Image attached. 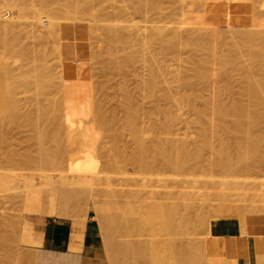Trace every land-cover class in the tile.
<instances>
[{
  "label": "rangeland",
  "instance_id": "rangeland-1",
  "mask_svg": "<svg viewBox=\"0 0 264 264\" xmlns=\"http://www.w3.org/2000/svg\"><path fill=\"white\" fill-rule=\"evenodd\" d=\"M132 1L133 0H112V3H111L109 0H104V6L109 7L108 9L110 11L109 12L110 15L108 17H105V16L104 17L106 19H108V21H112L111 23L117 22L118 24H121V25H118L116 23V25L120 26V27L130 25V27L127 26V28L128 27H129L128 29L132 28V30L134 28L136 29L139 27L141 29V31H143V34H144V32L146 33V34H144V35H146L145 39H144V35L140 32V29H139V31H138V29L133 30V31H135L137 33L140 32L138 37H140L141 34L143 35L140 37L141 40L137 39V41H139V43L141 42L140 45L143 48H144L143 42L147 38L149 40L153 39L152 41H154V40L156 41V42L154 41V43H152L154 45L156 44V46L153 47L151 44L149 46H147V49L149 52H146V54L148 53L147 55H150V56L152 55L151 58L154 59V57H155L158 61L160 59L159 65L161 64L160 67L162 69L160 71L164 72L163 78L167 79V81H165L164 84H166V88L168 85L167 91L170 88L173 91L172 93L173 94L175 93L174 94L175 96L177 95L176 97H179L180 94H182L184 92V90L181 89L179 86V81H178V79L180 77L179 75H183L185 71H186V73H190L191 75H193L194 73H192V72H194V70H193L194 65H196L199 58H201L203 55V50H201V49L199 50L198 47H196L194 44H192L194 42L195 36H197L201 33L207 35L209 33L208 31H210V33L212 31H217V30L222 31V33L224 34V37H225L224 42L217 41L213 45L214 48L217 47V48H215L216 51L219 50L217 52L218 55H220V56L223 55V51H224V54H226V53L232 51L234 47H236L234 49L238 50L237 53H240L243 51V53L238 54L240 56V58L237 55L239 61L241 59L244 61L246 58L251 60V57H252V55L250 54L251 52L244 50L243 47H242V49H239V47H237V42H236L238 40L234 39L236 33L238 35V32L241 30L242 27L240 25L243 22V20L240 19L239 17L241 15H243L244 13H238V8L235 7L236 5L238 6L240 4L239 0H229V5H230V7H232L231 8V12H233L232 14L225 12L226 9H228V8L218 6L219 4L216 3V1H214V0H159L158 2L156 0L158 5L161 4L164 9H162V6L159 5L161 7L159 11H157V10L156 11L154 10L151 12L149 11L150 13L147 11L146 12L147 14L144 11L145 14L142 12V15L140 14L141 12L140 13L138 11L134 12V9L132 7ZM142 1H144V4L146 5L149 3L150 0L149 1L148 0H142ZM12 2H14V0H10V1L9 0H0V15H4L2 18H0L1 21L10 22L9 19L13 16V14H12V11L8 12L5 8V6L7 7L9 5V3L13 4ZM108 2L110 4H108ZM263 2L264 1L261 0V4H263V6L261 5V7H263V8H261V11L257 15L254 23L245 27V29L259 30L263 33V36H264V3ZM123 4H126V5H123ZM119 5H122V7L123 6L125 7L128 5L129 7H127V9H126L127 12L125 11V8L123 10V11H125V13L122 11V9H119ZM100 6L98 4V7H100ZM178 7H179V9H178V11H176ZM116 8L119 11H121V13H123V14L119 15L120 18H119V16H117V14H115V13H118V14L120 13V12L116 11L117 10ZM161 9L163 10L164 14L163 13L161 14V12H160V11H162ZM209 9H212V11L208 12V15H207V10H209ZM173 11H175V12H173ZM96 13H98L97 9H95L93 11V14L96 15ZM112 13L114 14V16H111ZM171 14L174 17H171L172 16ZM102 16L103 15H100V18ZM122 16L124 17L123 19L121 18ZM87 18H89V17H87ZM105 18L104 19L101 18V20L105 21L106 20ZM110 18L111 19L113 18V19L111 20ZM30 21H31L30 19L29 20L22 19L21 21H18V23H20V24L22 22V24H21L22 29L19 26L18 29H20V32L17 31L18 32L17 34L22 35L21 38H23L25 40L24 41L22 39L23 42L26 43V40H27V43H29V44H27V43L26 44L24 43V44L26 46L28 45V48L30 50H31V48L36 49L37 55L42 54V53H38V50L41 47L40 51L42 52L43 46H41V45L44 42V40L42 38L40 39V37L37 35L39 34V32L41 33L45 30V25L43 26L40 24V25H37L34 27V25L29 24ZM108 21L106 20L105 23H110ZM23 22H24V24H23ZM64 23H69V22H64ZM74 23H78V25H80L81 28L83 29V31L87 34V42H85V44L88 46V48H89V45L91 44L89 49L92 50V53H90L89 58H88V60H90V63L88 61H85L83 64V62L75 61L74 65H73L74 67H73L72 65H70V64L68 65L64 61L63 62L60 61L62 59V58H60L62 53H60L61 55L58 56L59 53L57 54L56 52L52 51V52H54V54L57 55V56H55L50 51L52 54L49 52L50 54L47 57V67L49 69L47 67L45 69L41 68L40 72L42 73V75H40L41 73L39 72L40 77L39 76L34 77L35 75L32 76L35 79L39 78L40 84H36V86H35V82H36V81L34 82L35 79L33 80V78L30 77L33 74H31L30 76L27 75L24 79L25 84L23 87H25V89L23 88V90H21L24 93L19 92L18 93L19 95L17 94L18 99H19L18 100L19 106L21 104V108H22V111H20L21 116L16 117L13 124L10 122V123H8L9 125L8 124L2 125L0 122V124L3 126L2 127L0 125V127H1L0 132H2L1 129L4 128L3 132H2L3 134L0 133V136H3L2 137L3 139L0 138V264H34L35 259H36L35 248H37L38 245L30 244V243H28V241L25 242L26 238L24 240H22L24 238L23 229H24L25 225H28L30 228H33L34 230L43 231L42 228L47 223H51L53 221V219L56 217L61 219L59 222H62V219L67 218V220L70 222L69 227L71 228V230L69 231V233H70V236H69L70 248H72L74 250H81L82 245H83L84 236H85L86 221L88 219L89 207H91L92 214L95 215V219H96L95 223L97 224V225L92 226L90 228L89 232L93 233V234H98L101 245L104 248V252L101 249H98L96 251V253L106 255L108 260L110 258V261H109L110 264H126V263L127 264H134V263H136V264L137 263L138 264H140V263L141 264H206V262L208 261L207 260L208 259L207 247L209 248L208 239L211 236V233H209V232H211L213 225H215L214 222L217 221L219 217L225 216V215L237 214V215H239V217L245 218V216L249 213L264 212V209H263L264 208V159H263L264 158V144L262 146L263 149L262 148L258 149V147H257V149H258L257 151L253 150L252 148H248L247 146H244L247 148H243L244 144H242V146H241L242 149H240V144H239L240 140L239 139H241L243 135L241 136V134L238 135L236 133H231L233 135H231V134L228 135V134H224L221 132L219 133L217 126H215L214 124L213 125L216 129L214 130L215 132L213 131V133H215L214 135H216V136H214L215 138L213 137V133H211L209 130L211 127H213V125L211 124L212 120L210 119L211 116L209 118V115H210V111H209L210 110V103H209V101H210V98H212V97H210L211 95L209 97L207 96V95L211 94V89H212L209 85H208L209 87L207 85H205L204 86L205 89L203 88L204 97H197L196 98L197 100L195 101V108L193 110H192V108H188V109L183 108V109L178 110V108L176 107V104L173 103V105H175V106H173V109H175V111L176 110L179 111V112L178 111L175 112L176 118H174V119L176 121L172 120L170 122V120L167 119L168 117H166L167 115L165 116L163 113L159 114L161 112H158L157 114H155L156 111H154L155 110L154 104H156V103L149 100V99H147V101H146V99H143V102H142V98H140V101H141V102H139L140 104L139 103L134 104L133 103L135 101V99H134V101L132 103L135 106H137V107H135V109H137L140 106L141 107L143 106L145 108L144 109L142 107L143 110L138 108L139 111H141V110L143 111V115H142V113H139V112L137 113L133 107L134 105L132 103L128 104L126 102L124 90H125V85H126V88L128 90L131 89L130 90L131 92L133 90H134L133 92H136L138 84L142 81V80L140 81L138 79V77L139 76L140 77L142 76V78L148 77V73H147L148 71L146 70L147 67L145 66L146 63L145 62L142 63L143 60H141L139 58L140 55L137 57L135 54L133 56H136L141 61L140 62L139 59H137V61H136L137 65H136V62L134 63L135 65L132 64L135 67L137 66L136 68L135 67L133 68V66L132 67L130 66L131 70L128 69L126 71V73L120 72L121 74L118 73L116 69L114 70V68L105 69V67H103L104 66L103 60L104 59L107 60L108 58L106 59V56L107 57H109V56L107 54H103L102 52H100L102 46H101V44H99L98 39L96 37H93L91 34H89L88 27H87L86 23H84V22H80V23L74 22ZM92 23H94V22H92ZM134 23H135V25H133ZM39 26H41V27H39ZM155 26L156 27L157 26H164V27H167L170 29L175 28L176 30L179 29L178 31L181 30L182 34L180 33L181 34L180 38L184 34V37H183L184 40L183 39L181 40L180 38L179 39L182 41L181 43H183V44H184V42L185 43L187 42V44L189 42L190 43V44H188L189 46H187L186 44L183 45V47L186 46L187 48L184 47V48H186V49L183 48L184 50L181 48L182 52H181V50H178V49H180L179 46H178L179 48L176 47L177 49L175 50L174 53H172V57H171V54H169V56H168V54L166 55L165 53L161 52L160 37L158 35H156V37L155 36L150 37L148 32H147V30H150L151 27H155ZM23 28L25 31L23 30ZM43 28H44V30H43ZM124 28H126V27H124ZM40 29L43 31H41ZM33 30L35 32L37 31L38 34L36 33V35L33 36L32 35ZM30 35H32V36H30ZM239 36L240 35H238V37ZM60 37H62V36L60 35ZM133 37H132L133 40L132 39L131 40L134 43L131 42L130 38L128 40L129 42H131L133 48L135 47L134 49H136L138 46L141 47L138 42H137L138 44H135L136 38L134 39ZM238 37H236V38L238 39ZM142 39H144V40H142ZM48 40H50V39H47V43L49 42ZM149 40H148V42H149ZM180 40H178V42H180ZM190 40H192V42ZM51 41L52 40H50L48 45L53 48V46H52L53 43ZM152 41H150L149 43H151ZM262 41H264V39ZM129 42H126V43H128L130 46H127L126 43H125L126 46H125V44L121 45L122 43L121 44L119 43L120 46L118 45L119 49L117 51V56H118V58H120V60H124L127 57L128 53L133 49V48L132 49L130 48L132 46ZM234 42H236V43H234ZM133 44H135V46ZM124 46L127 47L129 52H125V50L127 51V49ZM180 46H182V45H180ZM123 47H124V49H123ZM188 47H190V48H188ZM263 47H264V42H263L261 48H263ZM143 48H141V49H143ZM122 49L124 50L123 53H121ZM134 49L130 53L133 52L132 54H134V53H136V51L140 50V48H138V50H136V51ZM190 49H192V50H190ZM52 50H54V48ZM93 50L95 51V53ZM177 50L180 51L179 54H178ZM239 50H242V51H239ZM152 51H153V53L157 54V57L155 54L152 53ZM196 51H197V53H196ZM260 51H261L260 55L256 58V60L257 61L261 60V63H263V65L260 63V66L262 65L261 67H263L264 66V54H262V53H264V48H263V50H260ZM9 52H6L7 55L10 56V54L12 53L11 57L12 56L13 57L10 58V57L4 55V57H6V59H3L4 57H2V55H3V53H2L0 55V61L4 60L7 63L10 62V65L12 64L14 68H16V67L18 68V65H19V63H21V61L25 62V60L22 59L21 57H20L21 60L19 58H16V59L20 60V62L17 61L16 59H14L16 53L10 52V54H8ZM98 52H99V54H98ZM124 52H125V54H124ZM119 53H121L122 55L124 54V56L125 55L126 56L123 57L121 55V57H120ZM138 53H139V51L137 52V55H138ZM241 54H242V56H241ZM16 57H19L18 54ZM58 57L60 58V60ZM101 57L104 59L102 60ZM148 57L149 56H147V58ZM258 58H259V60H258ZM15 60H16V62H15ZM262 60H263V62H262ZM258 64H259V62H258ZM212 65H211V69H213L212 70L213 72L215 71L214 75L216 77L218 76V79L220 80L222 77L218 75V72H217V71H219L218 67L215 66V64L213 65L214 67ZM260 66H259V68H261ZM81 67H83V68L81 69ZM189 67L191 69L192 68L193 69L191 70ZM67 68H70V69H67ZM78 68H80L79 69L81 71L80 74H79L80 71L78 70ZM52 69L54 71H52ZM132 69H134L135 72ZM233 69H235V71ZM256 69L257 68L255 67L254 71ZM262 69L264 70V67L260 69L261 72H260V70L257 69V72L254 73L255 77L257 76L256 79L258 77L261 78L263 76L262 74H261L262 76L259 75L260 73H264V71ZM45 70H46V72H45ZM47 70H48L49 74H48ZM70 70L73 71L74 73L71 72ZM236 70H237V67L236 68L230 67V69H228L229 74L226 77L221 79L222 84L224 86L228 87V90L226 92L229 94V96H228V94L225 93L226 94L225 97L227 96L225 99L227 101L234 100L236 102L237 101L239 102V101H243L245 98L244 102H246V97L244 96V98H243V94L241 93V91H242L241 87L242 86H240V85H243V84H241L243 82L242 81L243 72H241V71L239 72L240 69L237 71ZM50 71L55 72V74H57V77L55 74L51 73ZM116 72H117V74H116ZM128 72H130V73H128ZM122 73H123V75H122ZM50 74H51V78H50ZM73 74H75L74 75L75 77H72ZM124 74H127V76ZM78 75L82 76L81 79L75 80V79H78V77H79ZM135 75H137L138 77ZM41 76H43V77H41ZM52 76H54V78H57L59 84L56 83L57 80L54 79ZM64 76L73 78L74 80H72V81H75V83L71 84L68 88L65 87L66 85L64 87H62L64 84H62L60 81H63L62 77H64ZM43 78L45 80H50L51 84L53 83L52 81H55V83L53 84V87H56V89H55L56 92H55L54 88H51L52 85L50 84L49 81H47L49 83V85H46V86L44 85L47 83L43 80ZM142 78H140V79H142ZM192 78H193V76H192ZM262 78H264V77H262ZM193 79L194 80L196 79V81L198 80L195 76ZM126 80L128 81V83ZM39 81H37V82L39 83ZM166 82H168V83H166ZM198 82H200V81L198 80L196 82V84ZM77 83L79 85H81L84 89L83 88L80 89L81 87H79ZM55 84H57L58 86ZM199 84H200V86L202 85V83H198L197 86ZM40 85H42V86H40ZM34 86H35V90L33 89ZM38 86H40L42 91L40 90V88ZM42 87L44 89L46 88L44 93H43L44 90ZM48 87H50V89ZM206 87H208V89H206ZM27 88H28V91H26ZM57 88L60 89V91ZM62 88L66 89V91L64 92V94L65 93L67 94V95H65L66 97L64 96L63 93H61V91L65 90V89L62 90ZM30 89H32V91ZM47 89H49L50 91ZM37 90L40 93H38ZM51 90L54 91V92H52V94H51ZM171 90H169V91H171ZM239 90H240V92H239ZM34 91H36V92H34ZM30 92H32V93H30ZM46 92H50V93H47L48 95H45ZM26 93L30 96H28ZM35 93H38L37 95L39 97L36 96ZM240 93L242 95H240ZM24 94H26L25 99H24V96H25ZM40 94L42 95L41 99H44L45 103H43L44 100L42 101L40 99ZM62 94L64 97L62 96ZM33 95H34L35 100L32 97ZM47 96L50 99H52V98L54 99L55 97L57 99V97L59 96L58 97L59 100L57 99L56 101L57 102L60 101L59 102L60 104L59 105L55 104L56 105L55 107L58 108L55 110V112H57V113L52 112L55 109V108H53L54 104L52 103V102H54L55 99L54 100L53 99L52 100L47 99ZM67 96H68V99H67ZM29 97H30V99L32 97V99H31L32 101L29 99ZM37 97L39 98V101L41 100V102H42V105L40 103V107L45 106V107H43L44 109H42V110L47 112L45 116H47V117L49 116L48 115V113H50V112H48L49 109L53 113L52 116L51 115L49 116L51 120H52V117H54V114H56L55 118L60 116L59 111H58L60 109V107H61L60 112L61 111L67 112V114H65V112L61 113L62 114L61 116H63V115L69 116V115H72V113L74 114V116H79L80 115V114H78L79 111L86 110L87 108L95 114L94 115L95 119L93 118L92 121L86 127H84L82 132H81L84 136L83 147L87 151V154H88L85 156L87 158V156L90 155L88 158L90 160H92L94 158L93 159L95 162L94 166L88 167V166H83L82 164L80 165V163L78 162L79 161L78 157L73 158L71 153L69 154V152H68L69 150H68V147L66 144L67 141L65 140L66 139V127L64 125L65 124V121L63 119L64 117H62V118L59 117L60 119L56 118L58 120L53 119V122H49V125H50V126L48 125L49 129H47L48 127L46 125V124H48V122L47 123L45 122L46 127L43 125L44 121L42 122V126H40V125L37 126L38 122L42 118V117L41 118L38 117V115L36 116V117H38V121H36L37 119L35 120V118H33L36 115L35 112L37 114H38V112L39 113L41 112L40 108H39L40 111L37 109L39 107L38 99L36 101ZM61 97L65 98L64 99L65 105L63 106L64 107L63 110H62V105H61L62 104V98ZM200 98H204V99H200ZM138 99H139V96H138L137 100ZM26 100H28V102ZM49 101H51V102L49 103ZM136 101H135V103H136ZM203 101H205V102H203ZM206 102H208L209 104H206ZM31 103L33 105H31ZM36 103L38 106H36ZM124 103H125V105L126 104L130 105V107L132 105V108L128 107V109L130 108L131 111L134 110L136 112V113L135 112L134 113L136 115L138 114V118L140 116L139 114H141L143 116V117L141 116L142 121L144 119H146V120H144L145 123L144 122L141 123L142 127L144 126L145 129L147 126L149 128V125L152 122L156 121L157 123H159L161 121L160 122V124H161V123H165L166 120H167V122L169 120V122L172 125L169 123L170 128L168 129V131L166 130L165 132L163 131L165 129L162 130V128H161V130H160V128L158 126H156L158 128L157 130H156L155 126H154L155 128H153L152 127L153 123H152L150 125V128L152 127V129L149 128V130H147L148 129L147 128L146 129L147 131L144 130V127L143 128L140 127L144 130L141 133V131L138 129L139 128L138 124L140 123L139 121L135 120V123L139 122L138 124L136 123V125H135V127H137V125H138V128H136V129L133 126V124H135L134 120H133V123H132V121H130L129 123H132L131 124L132 126L130 125V127H133L135 129V130L132 129L133 131L139 130L137 132H140L139 134H142V136H143V137H141V135L140 136L138 135V137H141L146 142H149V144L159 140V138H160L159 141L161 142V140H162L161 138L164 137L163 142L168 141L167 139L172 140V142H178L179 140L182 139L183 141H185L187 143L186 146L183 144L185 149H186V147H189L190 151H191V148H193L192 150H194L193 146L196 145L197 149L195 148V151H192V152L197 151L196 153H198V154H196V155L199 156L198 160H201V163L202 162H206V163L208 162L207 165L205 163H202V165H200V164H198L199 162H197V164L200 165L201 167H203L204 164L207 166L206 168L204 166L203 169L200 167V172H202L205 169L203 171V173H200L198 171L199 169H198V165L195 164L196 162L193 164V161H194L193 158H194V156L196 157V155H194L193 158L190 157L191 155H189V158L186 160V165H188L187 168H190L191 166L193 168V169L191 168V170H188L187 168H185L186 167V165H185L182 170L187 169L186 170L187 172H185V170L184 171L180 170L183 173L180 172L179 170H177L178 172H175L177 169V167H176V168H174L175 170H172V171H174V173H173L171 171L173 166H172V168H170V166L167 163H165V165H163L164 162L162 161V159L160 162V158L159 157L157 158V156H156L155 157L156 160L154 158L155 161H158L160 163L163 162L162 163L163 166L159 167V164H158V168H157V165H155L156 164L155 161H152L153 159L151 160L149 155H148L149 156V160H148L147 152L145 153L143 151L146 149H147V151L151 150V151H153L152 153L155 152L154 154L158 155L156 150H154V149L156 147L157 151H159V147H157V146L159 145L158 143H160V142L159 141H158V143L155 142V143H157V146H153L154 143L152 145H149L147 143V144H145V148L143 147V140H141V144H139L140 141H139V143L135 142V138H134L135 132H133L132 130L130 131L131 128L128 127V125H126V124H129L128 123L129 120L127 121L126 120L127 118L125 117L126 115H124L125 110L127 109V108H125ZM51 104L53 105L52 108H50V106H52ZM203 104H205L204 105L205 107L203 106ZM29 105H31V106H29ZM207 105L209 106V108H207ZM46 106H47V109L49 108L48 110H46ZM28 108H30V110H31V108L35 109V110L27 111V110H29ZM36 109H37V111H36ZM200 109L202 111L206 110L205 113L203 112L204 113L203 116H202V113L200 114V112H201ZM144 110H145V112H144ZM10 111H4V112L2 111L0 115L1 116L5 115V114L7 115L10 113ZM33 111H35V112L33 113ZM146 112H148L147 115H146ZM207 112H208V114L206 116L207 119H205L206 117H204V116L206 115ZM32 113L34 115H32ZM126 113H127V110H126ZM194 113H195V115H194ZM57 114H59V115L57 116ZM127 114H128L127 115L128 117H129V115H131V116L133 115L132 113H129V112ZM22 115H23V117H22ZM136 115H134V116L137 117ZM29 116L32 117L33 119L30 118ZM131 116H130V118H131ZM144 116H145V118H144ZM148 116H150L152 118H149ZM19 117H21V119ZM100 117H102V118H100ZM165 117H166V119H165ZM202 117L204 120L202 119ZM18 118H19V121H18ZM48 118H47V121L50 120ZM132 118H133V116H132ZM138 118H134V119L138 120ZM196 118H197V120L195 121ZM199 118H201V120ZM62 119H63V121H62ZM102 119H104V120L108 119L107 120L108 123H110L109 120H111L113 122H111L112 124H105ZM151 119L152 120L154 119L155 121L154 120L152 121ZM158 119H160V121ZM33 120H34V122L36 121L35 122L36 124L34 123L36 125V128L33 125V122H32ZM60 120L62 121V123H61L62 126L59 125ZM261 120H262V122H260L259 124L262 127L259 125V128L261 127V129H263V130H260L263 135L259 133V128H258L256 133L259 134L260 136H263L261 138H263V141H264V116ZM24 121L28 122L29 125L32 122L30 126L33 128V130H34V128L36 130H38V133L39 132L44 133L43 129L45 128L44 130H46V131L49 130L50 134L54 132L56 134V136L60 135L61 138L63 135L65 137V139H64L65 141L63 140L64 137L61 139L58 136V139L60 141L63 140V144L65 146V149L68 151H66L64 149L63 144L60 143V141L57 139V137L53 138V136H55L54 133H53V136H52V134L50 135L53 139L50 136H48L49 134L47 136L50 138L45 139L47 137L45 135V138H44V136H42V139L44 141L46 140L48 142L53 141V142H51V144L53 143L52 144L53 147L56 146V148H53V147L51 148V144H49L48 142H43V144L48 143L49 144V145L47 144L48 147L50 146V148L53 149L54 151L56 149H58L59 151L64 150V151H62V153L66 152V155L63 154L64 155L63 160H65V162L62 161L61 164L57 163V164H54V166H52V165L51 166H49V165L48 166H40V165H35L32 163H25L24 158H23L25 154L31 153V155H33V156L34 155H36L37 157L39 156L38 154H40V153L38 150H40V148H38V146L40 145V142H41L40 136L44 135L45 133L44 134H38L36 131L31 132L32 128H30L28 124H23ZM98 121L101 122L100 124H102V122L104 123V124H102L103 125L102 127L98 123ZM123 121L124 122L126 121L127 123L124 124ZM259 121H260V119H259ZM19 122H21V123H19ZM146 122L149 125H147ZM156 122L154 123L155 125H156ZM247 122H250V121H247ZM55 123H57V124L55 125ZM202 123L205 126L202 125ZM207 123L208 124L210 123V124L208 125ZM39 124H41V123H39ZM51 124H52V126H51ZM5 125H6V128L4 127ZM57 125H59V126L57 127ZM206 126H208V127L206 128ZM37 127H38V129H37ZM40 127L43 129L40 130L41 129ZM50 127H52V128H50ZM203 127L206 128L205 131H207V132L209 131V132L208 133L205 132ZM214 127H213V129H214ZM111 128H113V131ZM51 129L53 130V132L51 131ZM103 129L104 130L106 129L108 131H103ZM57 130L59 131V133L57 132ZM150 130H152V131H150ZM61 131H65V133H62ZM202 131H204L203 134H206V136H203V134L201 133ZM211 131H212V129H211ZM35 133H37V135H39V136H36ZM117 133H119V134L117 135ZM132 134L134 135V137ZM259 135H257V137L254 135L256 137V140H257V138H258V140L260 139ZM31 136H36L37 138L40 139V142H38L39 140H37V138L34 140L35 137H33V139H32ZM221 136H223V139L221 138ZM229 136L231 137V140H229L230 138L226 139V137H229ZM252 136L253 135H251V137ZM254 136L252 137L253 139L255 138ZM155 137H158L157 140L155 139ZM206 137H209L208 140L210 139L212 141V143L210 140L207 141ZM212 137L216 140V144L213 145V147L211 146L213 144V140H214ZM233 137L236 139L238 138L239 141H237L236 139H235L236 140L235 141L233 139ZM141 138H139L138 140H140ZM165 138H167V139L165 140ZM243 138H245V136H243ZM138 140H136V141H138ZM175 140H178V141H175ZM182 140H181V144L183 142ZM215 140H214V143H215ZM232 140L235 141L234 142L235 144L238 143L237 144L238 147H236V145H233L234 143H232L233 142ZM227 141H230V147H228L229 143ZM207 142L211 145L209 146V144H207ZM219 142H222V143H219ZM224 142H226V143H224ZM55 143H58V145H59V143H60V145L62 144L63 149L61 147L58 148L57 144L54 145ZM189 143L192 147L188 146ZM193 143H194V145H193ZM204 143L207 144L208 147H206L207 145H205ZM43 144H42V146L40 145L42 148H43ZM217 144H219L220 148H223V146H224V148H223L224 151H222L218 147ZM221 144H223V145H221ZM224 144L226 145V147ZM44 145L47 146L46 144H44ZM261 145H262V143H261ZM261 145L259 144V147ZM146 146H147V148H146ZM151 146H152V148H151ZM204 146L206 148H204ZM76 147L78 149L82 148L81 144H77ZM153 147H154V149H153ZM42 148H41V150H43ZM60 148L62 150H60ZM139 148H140L141 152L137 150ZM142 148H144V150ZM189 148H187L188 150H186V152H188V153L190 152ZM211 148L217 149L215 151H218V149H219L220 152L218 151V154H219L218 157H217V153L213 152V150ZM227 148L229 150H225ZM51 149H49V151H51ZM120 149L122 150V151H120V152H122V156L119 155L120 153H118V151ZM233 149L236 152H237L236 149H238V152L237 153L233 152ZM244 149H246V150H244ZM247 149H249L251 151L249 152V150L247 151ZM41 150H40V152H41ZM207 150H210L211 154H209L208 153L209 151H207ZM243 150L246 151L245 153L248 154V157H246L247 154L245 155V153H244L243 157L245 159H243V157L242 158L240 157L239 159H237L239 156H242ZM151 151H148V154ZM204 151L206 152V155H205L206 159L203 158V156H204L203 154L205 153ZM252 152H254V153H252ZM262 152H263V154H262ZM123 153H124V155H123ZM137 153H140V154L145 153L146 156H145V154H142V155L138 154L137 155ZM191 153H189V154H191ZM213 153H215L214 154L215 156L213 155ZM227 153H228V157H227ZM239 153H241V155ZM41 154H42V152H41ZM134 154H136L137 156L140 155L139 158L142 156L141 157L142 159L144 157H145V159L147 158L145 164H146V166L148 165L147 166L148 168L151 167V169L149 170L150 172H148V169H147V173H146V167L144 165L143 166L145 168L142 167V165L139 168L138 166H140V165H138V164L137 165H135V164L131 165L128 161H126V159H128L129 157H133ZM154 154L151 156L154 157L155 156ZM225 154H226V156H225ZM5 155H6V158H5ZM136 155H134V156H136ZM230 155H232V157ZM223 156H224V158H223ZM7 157H9V158H7ZM208 157L210 158V161H208V159H207ZM216 157L218 159H221V160L216 159ZM79 158H80V156H79ZM119 158L122 159L123 162L118 164V163H116V160ZM190 158L192 160H190ZM230 158H232V160H234V161H239L238 162L239 166L234 167V168H230V169H225V170H223V168L218 166V163L220 161H225V160L229 161ZM249 158H251V159H249ZM253 158L255 159V162H252L254 160ZM20 159H22V160L20 161ZM75 159H78V161H75ZM157 159H159V160H157ZM195 159L197 160V158H195ZM188 160H190L192 162V165L188 164V163L191 164V162H189ZM215 160H217V161H215ZM209 162L211 163V166H209L210 165ZM166 164L169 166V168H167ZM241 164L243 165V169H241L242 168ZM245 165H246V167H245ZM212 166L215 167L213 169L215 171L211 170V171H213L212 173H214V174L209 173L210 169H211L210 167H212ZM247 166H248V168H247ZM161 167H163L164 169ZM207 168H209L208 172H207L209 174V176L206 175L207 174L206 173ZM216 168H218V170H216ZM236 168H237L238 172H236L237 171ZM57 169H59V170H57ZM140 169H142L143 171ZM248 169H250V170H248ZM169 170H170V172H169ZM239 170L241 172H239ZM192 171H194V172H192ZM197 172H199V174ZM244 172H245V174H244ZM151 173H152V175H151ZM175 173H177V174L174 175ZM181 173H182V175L184 174L183 175L184 178L181 175ZM178 174L181 175L182 177L177 176ZM185 174L186 175L189 174L188 176H190L192 174L193 175V176H191L192 179L195 177H198V178L200 177V179L196 178L193 180L192 185L194 187L191 186L193 188L189 187L190 185H187V183H188L187 179L188 178L191 179V177H188ZM232 174H234V175H232ZM155 175H157V176H155ZM212 175H213V177H212ZM224 175H226L227 177H225ZM142 176H144V177L146 176L148 179H146V177L144 178ZM173 176H175V177L172 178ZM185 176L187 177V179ZM229 176H231L232 179H234V180L236 179L237 181L233 180L234 181L233 184L229 185L227 188V186H225V184H222V182L224 180H231V178ZM176 177L179 179V180L177 179L178 181H180L181 179H183V180L186 179L185 180L186 182L183 184V185H185V184L186 185L183 187L182 183L180 184L177 180L176 181H173V180L167 181L168 179H171V178L176 179ZM102 178H104V179H102ZM142 178L146 179L147 181H145ZM190 179H188V180H190ZM197 179L202 180V181H197ZM143 180L145 181V184H147L146 185L147 187L144 184H142ZM149 180H150V182H149ZM136 181H137V183L139 182L140 184L139 183L137 184ZM195 181H196V183H195ZM214 181H216L217 184ZM181 182H182V180H181ZM194 183H195V185H194ZM220 183H221V185H220ZM251 184H253V185H251ZM260 184H261V186H260ZM255 186H257V187H255ZM186 187L190 188V189L188 190ZM196 188H197V191H195ZM185 189L188 190L187 195L185 196V197H187L186 199L184 198V196H182L180 194V192H181L184 195ZM231 189H233V190H231ZM262 190H263V193L261 192ZM131 191H134V192H131ZM78 193H80V194H78ZM177 193H179V194H177ZM37 194H41V195L43 194L42 195L44 197V198L42 197L43 201H37L35 199L38 196ZM48 194L50 195L49 199H48ZM176 194L178 196H176ZM188 196H190V197L188 198ZM45 198H47V200ZM190 198H192L191 200H193V201H191L192 203L190 202ZM141 200H142V202H141ZM137 201H138V203H137ZM159 201L160 202L162 201L161 203H164V204L168 202V203H171V205L168 203L166 205L162 204V205H164V207L162 208V206L160 207V206L156 205ZM160 202H159V205H161ZM177 202H179V203H177ZM189 202H190V206H191V204L192 205L194 204L193 207L191 206V208H189V204H188ZM186 203L188 204L187 207H186ZM150 204H152V205H150ZM184 204H185V206H184ZM224 204H226V206ZM167 205L170 206L169 209L165 208ZM174 205L175 206L178 205L179 207L177 206L178 207L177 208ZM148 206H149V208H147V209L153 208L150 212H152L153 210L157 211V209H160V208H162V209L165 208L168 210L167 211L168 213H165L166 210L164 209V211H165L164 214L166 215V217L164 214H163V216L160 215V213H159L160 211L159 212L157 211L158 215H157L156 211L152 212L153 215L147 214L144 211H145V208ZM156 206H158V208ZM226 207H228V208H226ZM130 209L133 210L134 212L129 211ZM139 209H140L141 213L139 212ZM143 209H144V211H143ZM172 209L175 210L174 211L175 213H173ZM181 210H183V211H181ZM146 211H148V210H146ZM176 211L178 212L177 216H176ZM169 212H172V213H169ZM148 213H149V211H148ZM205 215L207 218L205 217ZM130 216L131 217L134 216V217L131 218ZM135 216L138 217L137 219H139L140 221L137 219H133V218H135ZM174 216H176V217H174ZM179 217H180V219H179ZM131 220L133 222V225H132ZM133 220H135V222ZM203 220H205V221H203ZM125 221H127V223ZM128 221H130V222H128ZM138 223H142L140 225L145 227V229H143V227L141 228V226L138 225ZM177 223H179V224H177ZM16 224L17 225L19 224L18 227ZM128 225H131V226H128ZM178 225H181V226L179 227ZM75 227L80 228V230H82V232L75 231L76 230ZM141 229L144 230L146 233L144 231L142 232ZM22 235H23V237H22ZM147 237H148V240L150 239L149 241L146 239ZM172 238H173V240H172ZM187 239H188V241H187ZM194 241L196 244L194 243ZM202 241H205V243L207 245L204 242H203V244L200 243ZM175 242L178 243L179 245L175 244ZM173 243L175 244V247L173 246ZM190 243H192L193 246ZM135 244H137V246L139 245V247H137ZM150 244H151V246H150ZM121 247H124V248H121ZM191 247H192V249H191ZM129 250H130V253H133V255H135V256H133L131 254L129 257V255H127V253H126V251L128 252ZM133 250H134V252H137V254H134ZM124 251H125V256L122 255V253ZM116 252L119 254L117 255ZM138 254H140V255H138ZM177 254H178V256H177ZM203 255H204V257H203ZM135 258H137L136 261H134ZM139 259H141V261ZM132 260L134 262H132ZM182 260H184L183 263H182Z\"/></svg>",
  "mask_w": 264,
  "mask_h": 264
},
{
  "label": "bare ground",
  "instance_id": "bare-ground-1",
  "mask_svg": "<svg viewBox=\"0 0 264 264\" xmlns=\"http://www.w3.org/2000/svg\"><path fill=\"white\" fill-rule=\"evenodd\" d=\"M10 1V0H9ZM111 3H112V0H109ZM149 1V0H148ZM159 0H157V2H158ZM214 1H216V3H218L219 5L218 6H221V7H226V8H228V9H226V11L225 12H227V13H233V12H231V8L232 7H230V5H229V0H214ZM240 1V4L237 6H235L236 8H238V13H244L243 15H241L239 18L240 19H242L243 20V22L241 23V27L243 28H241V30L238 32V35H240L239 37H238V35H237V33H236V35H235V37H234V39H236V40H238V41H236L237 42V47H239V49H242V47H243V49L244 50H247V51H250L249 53L252 55V57H251V60H249V59H245L244 61L241 59L240 61H239V59H238V54H240V53H243V51L242 50H239V51H242V52H240V53H237V51L238 50H236V49H234V48H236V47H234L233 48V50L232 51H230V52H228V53H226V54H224V51H223V55H218V51H216V49L215 48H217V47H213V45H214V43H216L217 41H219V42H224V34L222 33V31H220V30H217V31H212L211 33H210V31H208L209 33L207 34V35H205V34H203V33H201V34H199V35H197V36H195V38H194V42L192 43V44H194L196 47H198L199 48V50L201 49V50H203V55H202V57L201 58H199V60H198V62L196 63V65H194V72H192V73H194L193 75H191L190 73H186V71L184 72V74L183 75H179L180 77H179V79H178V81H179V86H180V88L181 89H183L184 90V92L182 93V94H180V96L179 97H176L172 92V90L169 88V90H171V91H167V88H168V85H167V88H166V84H164V82L165 81H167V79H165V78H163L164 76H163V74H164V72H162V71H160V70H162L161 69V67H160V65H159V62H160V59H159V61L154 57V59L153 58H151V56L150 55H147L146 54V52H149L148 51V49H147V46H149L150 44L154 47V46H156V44L154 45V44H152V43H154V41H152V40H149L148 38V40H149V42L150 41H152L151 43H149L148 42V40L146 39L142 44L144 45V48L140 45V43H139V41H137V39H140L141 40V36H143L144 34H146L145 32H144V34H143V31H141V29L138 27V28H136V29H138V31H139V29H140V32L143 34H141L140 35V37H138V35H139V33H137V32H135V31H133V30H136L135 28L132 30V28H130V29H128L129 27H130V25H127V26H129L128 28H127V26H124V27H126V28H124L123 26H117L116 25V23L114 22V23H111L112 21H108V19H106L105 17H108L110 14H109V7H107V6H104V0H14V2H12L13 4H10L9 3V5L6 7L5 6V8H6V10L9 12V11H12V14H13V16L9 19V21L10 22H4V21H1L0 20V55L3 53V55H2V57H4V55H6V56H8V57H10V58H12L11 57V54H10V52H15L16 53V55H15V58L14 59H16V58H19L20 60H21V58L22 59H24L25 60V62H23V61H21V63H19V65H18V68L16 67V68H14L13 67V65L11 64L10 65V62H5L4 60H2V61H0V114H1V112L3 111H10V113L9 114H5V115H3V116H1L0 115V122H1V124L2 125H4V124H8V123H12L13 124V122H14V120H15V118L16 117H18V116H21V113H20V111H22V108H21V104H20V106H19V99H18V96H17V94L20 92H22L21 90H23V88L25 89V87H23L24 86V79H25V77L27 76V75H31V74H33V75H31L30 77H32V76H34V77H37V76H39V72H40V69L41 68H46L47 67V57H48V55L52 52V51H54V52H56L57 54H58V56H60L61 54L60 53H62V41H63V38L62 37H60V35L62 36V34H61V26H62V24L64 23V22H69V23H74V22H84V23H86L87 24V27H88V32H89V34H91L93 37H96L97 39H98V42H99V44H101V46H102V48H101V50H100V52H102L103 54H107L109 57H107L106 56V59L107 60H105L104 58H102V60H103V63H104V66L103 67H105V69H109V68H114V70L116 69L117 70V72L118 73H120V72H123V73H126V71L129 69V70H131L130 69V66L132 67L133 65L132 64H134L136 61H137V59H141V60H143L142 61V63L143 62H145L146 63V67H147V73H148V77H143L142 78V76L140 77L138 74V76L140 77V78H142V79H140L137 75H135V76H137L138 77V79L141 81L139 84H138V86H137V89H136V92H131L130 90H128L127 88H126V85H125V100H126V102L129 104H131L133 101H134V99H135V101L137 100V98H138V96H139V99L136 101V103H135V101L133 102L134 104H137V103H139V102H141L140 101V98H142V102H143V99H146V101H147V99H149V100H151V101H153V102H155L156 104H154V111H156L155 112V114H157L158 112H161V113H159V114H164L166 117H168L167 119H169L170 120V122L172 121V120H175L174 118H176V111H178L179 109H183V108H192V110L195 108V101L197 100L196 98L197 97H204V95H203V88H204V86L205 85H209L212 89H211V94H209V95H207L208 97L210 96V97H212V98H210V101H209V103H210V115H209V118H210V116H211V120H212V122H211V124L213 125H215V126H217V128H218V131H219V133L221 132V133H224V134H231V133H236V134H241V136L243 135V136H245V138H243V136H242V138L241 139H239L238 140V138L236 139V138H234L233 137V139L235 140H237V141H239V144H240V149H242L241 148V146H242V144H244L243 145V148H252L253 150H255V151H257L259 148H262L263 149V144H264V141H263V138H261V137H263V136H260L259 134H257L256 132H257V130H258V128H259V123L260 122H262V118H263V116H264V78H262V77H264V73H260L259 75L260 76H262L261 78L260 77H258L257 79H256V77H255V72H257V69L258 70H260L261 68H263V67H261L262 65H263V63H261V60L260 61H257L256 60V58L260 55V50H263V48H261V46H262V44H263V42L264 41H262L264 38V36H263V33L261 32V31H259V30H250V29H245V27H247V26H249V25H251V24H253L254 23V21H255V19H256V17H257V15L260 13V11H261V8H263V7H261V5L263 6V4H261V0H239ZM262 1H264V0H262ZM106 2V1H105ZM115 2V1H114ZM143 2V3H142ZM156 2V0H150L149 1V3L148 4H144V1H142V0H133L132 1V7H133V9H134V12L135 11H138L141 15H142V12L144 13V11H145V13L148 11H159L160 10V6H162L161 4H159L158 5V3ZM264 3V2H263ZM5 4V3H4ZM98 4H99V6L100 7H98ZM107 4V3H106ZM105 4V5H106ZM108 4H110L109 2H108ZM127 4V3H126ZM126 4H123V5H126ZM113 5V4H112ZM115 5V4H114ZM116 6V5H115ZM118 6V5H117ZM121 6V7H120ZM2 7V6H1ZM127 7H129L128 5L127 6H123L122 7V5H119V9H122V11L124 10V8H125V11H126V9H127ZM107 8V9H106ZM113 8V7H112ZM95 9H97L98 10V13H96V15L95 14H93V11L95 10ZM117 9V8H116ZM162 9H164L163 8V6H162ZM161 9V10H162ZM178 9H179V7L177 8V10L176 11H178ZM108 10V11H107ZM237 10V9H236ZM263 10V9H262ZM117 12H120L119 14L118 13H115V14H117V16H119L120 14H123V13H121V11H119L118 9L116 10ZM125 11H123L124 13H125ZM210 11H212V9H209V10H207V15H208V12H210ZM2 12V11H1ZM4 12V11H3ZM127 12V11H126ZM149 12V13H150ZM161 12V14L163 13L164 14V12H163V10L162 11H160ZM173 12H175V11H173ZM6 13V12H5ZM137 13V12H136ZM144 13V14H145ZM155 13V12H154ZM2 14V13H1ZM4 14V13H3ZM11 14V13H10ZM143 14V15H144ZM147 14V13H146ZM100 15H103L101 18L102 19H106L108 22H110V23H105L106 22V20L105 21H102L101 20V18H100ZM172 15V14H171ZM4 15H0V18H2ZM105 16V17H104ZM111 16H114V14L112 13V15ZM116 16V17H117ZM145 16V15H144ZM169 16V15H168ZM8 17V16H7ZM87 17H89V18H87ZM171 17H174L173 15L171 16ZM119 18H120V16H119ZM122 19L124 18L123 16L121 17ZM7 19V18H6ZM22 19H24V20H31L30 22H29V24L30 25H34V27L35 26H37V25H45V30H44V28H43V30H41V31H43V32H39V34L37 33V31L35 32L34 30L32 31V35L33 36H35L36 35V33L38 34L37 36H39L40 37V39L42 38L43 40H44V42L42 43V45L41 46H43V48H42V52L40 51L41 50V47L39 48V50H38V53H42V54H36L37 53V51H36V49H32L31 47V50L28 48V45L26 46L25 44L27 43V40H26V43L25 42H23L22 41V39L23 38H21V36L22 35H19V34H17L18 32H20V29H18V27L20 26V28H21V24H22V22H21V24L20 23H18V21H21ZM111 19V18H110ZM113 19V18H112ZM111 19V20H112ZM116 19V18H115ZM114 19V20H115ZM4 20V19H3ZM113 20V21H114ZM117 20V19H116ZM115 20V21H116ZM25 22V21H24ZM24 22H23V24H24ZM92 22H94V23H92ZM115 24V25H114ZM118 24V23H117ZM27 25V24H26ZM118 25H121V24H118ZM133 25H135V23L133 24ZM27 27V26H26ZM39 27H41V26H39ZM74 27V26H73ZM137 27V26H136ZM239 28V27H238ZM22 29V28H21ZM30 29V28H29ZM77 29V28H76ZM23 30H24V28H23ZM28 30V29H27ZM179 30V29H178ZM178 30H176L175 28H173V29H170V28H167V27H164V26H155V27H151L150 28V30H147V32H148V34H149V36L150 37H153V36H155L156 37V35H158L159 37H160V42H161V52H163V53H165L166 55L168 54V56H169V54H171V57H172V53H174L175 52V50L177 49V48H179L180 47V49H178V50H181V48L183 49L184 47H186V46H184L183 47V45H187V46H189L188 44H190L189 42H188V44H187V42L185 43L184 42V44L183 43H181L182 41V39L184 40V34H183V36L180 38V35L182 34L181 33V30L180 31H178ZM216 30V29H215ZM239 30V29H238ZM18 31V32H17ZM25 31V30H24ZM39 31V30H38ZM23 32V31H22ZM181 33V34H180ZM21 34V33H20ZM31 34V33H30ZM75 34V33H74ZM26 35V34H25ZM28 35V34H27ZM32 35H30V36H32ZM90 36V35H89ZM134 36V37H133ZM136 36V37H135ZM24 37V36H23ZM132 37L135 39V44H138L139 43V45L141 46V47H137L136 49H134L133 48V46H132V44H131V42L132 43H134L132 40ZM145 37H146V35H144V39H145ZM149 37V38H150ZM236 37H238V39L236 38ZM25 38V37H24ZM129 38H130V40H131V42H129L128 40H129ZM181 40H180V39ZM47 39H50V40H52L51 42L53 43V48H54V50H52L53 48L52 47H50L49 45H48V43L50 42V40H48L49 42L47 43ZM144 39H142V40H144ZM24 40V39H23ZM74 40V39H73ZM91 40V39H90ZM178 40H180V42H178ZM193 40V39H192ZM192 40H190L191 42H192ZM25 41V40H24ZM235 41V40H234ZM77 42V41H76ZM126 42H129L130 44H131V46L132 47H130L131 49L133 48L135 51L136 50H138V48H140V50H138L139 51V53H138V55H137V52L138 51H136V53H134V54H132V53H130L131 51H133V49L129 52L128 51V49H127V47H125L126 46V44H127V46H130L128 43H126ZM138 42V43H137ZM156 42V41H155ZM236 42H234V43H236ZM23 43V44H22ZM25 43V44H24ZM121 45H123V44H125V48L127 49V51L125 50V52H129L128 53V55H127V57L124 59V60H120V58H118V56H117V51H118V49H119V47H118V45L120 46V44ZM180 43V44H179ZM233 43V44H234ZM27 44H29V43H27ZM135 44H133L134 46H135ZM179 44V45H178ZM219 44V43H218ZM24 45V46H23ZM80 45V44H79ZM91 45V44H90ZM90 45H89V48H90ZM180 45H182V46H180ZM179 46V47H178ZM194 46V47H195ZM216 46V45H215ZM77 47V46H76ZM81 47V46H80ZM124 47H123V49H124ZM177 47V48H176ZM192 47V46H191ZM193 47V48H194ZM241 47V48H240ZM141 48H143V49H141ZM187 48V47H186ZM186 48H184V49H186ZM188 48H190V47H188ZM51 49V50H50ZM93 49V48H92ZM122 49V51H121V53H123V50ZM183 49V50H184ZM197 49V48H196ZM195 49V50H196ZM229 49V50H230ZM142 50V51H141ZM177 50V51H178ZM190 50H192V49H190ZM194 50V51H195ZM10 51V52H9ZM51 51V52H50ZM76 51V50H75ZM91 51V52H90ZM94 51V50H93ZM142 53H141V52ZM198 51V50H197ZM197 51H196V53H197ZM6 52H9L8 54H10V56L9 55H7V53ZM50 52V53H49ZM54 52H52L53 54H54ZM77 52V51H76ZM125 52H124V54H125ZM179 52L180 51H178V54H179ZM181 52H182V50H181ZM199 52V51H198ZM6 53V54H5ZM51 53V54H52ZM82 53V52H81ZM90 53H92V50H90L89 49V55H90ZM94 53H95V51H94ZM121 53H119L120 55V57H121ZM152 53H153V51H152ZM195 53V52H194ZM221 53V52H220ZM17 54H18V56L19 57H16L17 56ZM98 54H99V52H98ZM124 54L122 55L123 57H125L124 56ZM136 54V56L138 57L139 55V58H137L136 56H133V55H135ZM153 54H155V53H153ZM162 54V53H161ZM160 54V55H161ZM262 54H264V53H262ZM55 56H57L56 54H54ZM93 55V54H92ZM156 55V57H157V54H155ZM154 55V56H155ZM238 55V56H237ZM147 56H149L148 58H147ZM241 56H242V54H241ZM1 57V58H2ZM21 57V58H20ZM81 57V56H80ZM160 57V56H159ZM261 57V56H260ZM59 58V57H58ZM60 58H62V55L60 56ZM60 58H59V60H60ZM97 58V57H96ZM99 58V57H98ZM239 58H240V56H239ZM3 59H6V57H4ZM63 59V58H62ZM60 60V61H62L63 62V60ZM87 59V58H86ZM91 59V58H90ZM100 59V58H99ZM122 59V58H121ZM140 59H139V61H140ZM262 59V58H261ZM13 60V59H12ZM17 61H19L20 62V60H18V59H16ZM16 60H15V62H16ZM258 60H259V58H258ZM14 61V60H13ZM89 63H90V60H87ZM138 61V62H139ZM192 61V60H191ZM14 62V63H15ZM98 62V61H97ZM141 62V61H140ZM258 62H259V64H258ZM262 62H263V60H262ZM95 63V62H94ZM102 63V64H103ZM260 63L262 64L261 66H260ZM83 64H84V62H83ZM101 64V63H100ZM139 64V63H138ZM214 65L215 64V66H217L218 67V70L219 71H217L218 72V75L219 76H221L222 78H224V77H226L228 74H229V71H228V69H230V67H233V68H236L237 67V70H239V72L241 71V72H243V75H242V83L241 84H243V85H240V86H242L241 87V93L243 94V98H244V96L246 97V102H244L245 101V98H244V100L243 101H234V100H232V101H227L225 98L227 97H225V95L226 94H228L226 91L228 90V87H226V86H224L223 84H222V81H221V79L219 80L218 79V76L216 77L215 75H214V72L212 71L213 69H211V65ZM82 65V64H81ZM135 65V64H134ZM136 65H137V62H136ZM212 65V66H213ZM261 67V68H259V66ZM49 66V65H48ZM76 66V65H75ZM79 66V65H78ZM77 66V67H78ZM91 66V65H90ZM140 66V65H139ZM74 67V66H73ZM76 67V68H77ZM135 66H133V68H134ZM137 67V66H136ZM135 67V68H136ZM214 67V66H213ZM216 67V68H217ZM255 67L257 68L255 71H254V69H255ZM48 68V67H47ZM83 67H81V69H82ZM139 68V67H138ZM190 68V67H189ZM239 68V69H238ZM49 69V68H48ZM67 69H70V68H67ZM73 69V68H72ZM80 68H78V70H79ZM191 69V68H190ZM191 69V70H192ZM215 69V68H214ZM43 70V69H42ZM51 70V69H50ZM77 70V71H78ZM113 70V71H114ZM132 70H134V69H132ZM164 70V69H163ZM232 70V69H231ZM234 71H235V69H233ZM236 70V71H237ZM263 70V69H262ZM52 71H54L53 69H52ZM71 71V70H70ZM76 71V72H77ZM80 71V70H79ZM184 71V70H183ZM190 71V70H189ZM233 71V72H234ZM264 71V70H263ZM262 71V72H263ZM43 72V71H42ZM45 72H46V70H45ZM47 72H48V70H47ZM51 72V71H50ZM67 72V71H66ZM71 72H73V71H71ZM70 72V73H71ZM117 72H116V74H117ZM132 72V71H131ZM134 72H135V70H134ZM213 72V73H212ZM259 72V71H258ZM260 72H261V70H260ZM41 73V72H40ZM51 73H53V74H55V72H51ZM69 73V74H70ZM74 73V72H73ZM81 73V71L79 72V74ZM123 73H122V75H123ZM128 73H130V72H128ZM139 73V72H138ZM231 73V72H230ZM48 74H49V72H48ZM47 74V75H48ZM63 74V73H62ZM66 74V73H65ZM115 74V75H116ZM121 74V73H120ZM132 74V73H131ZM134 74V73H133ZM141 74V73H140ZM182 74V73H181ZM217 74V73H216ZM262 74V75H261ZM40 75H42V73L40 74ZM45 75V74H44ZM56 75V77H57V74H55ZM75 74H73V76L72 77H75L74 76ZM124 75H126L127 76V74H124ZM145 75V74H144ZM79 76V75H78ZM77 76V77H78ZM118 76V75H117ZM192 76H193V78H194V76L200 81V82H198V83H202V85L200 86V84L197 86V84H196V82L198 81H196V79L194 80L193 78H192ZM40 77V76H39ZM41 77H43V76H41ZM45 77V76H44ZM49 77V76H48ZM47 77V78H48ZM53 78H54V76H52ZM81 75L78 77V79H75V80H79V79H81ZM33 78V77H32ZM50 78H51V74H50ZM63 78V81H60L62 84H64L62 87H64L65 85V87L66 88H68L71 84H74L75 83V81H72V80H74L73 78H71V77H62ZM124 78V77H123ZM28 79V78H27ZM35 78H33V80H34ZM54 79H56L57 80V78H54ZM53 79V80H54ZM244 79V80H243ZM30 80V79H29ZM43 80L47 83V84H44L45 86L46 85H49V83L47 82V81H49L50 82V80H45L44 78H43ZM52 80V79H51ZM176 80V79H175ZM36 81V82H35ZM37 81H39V78H36L35 80H34V82H35V86H36V84H40V81H39V83L37 82ZM43 81V82H44ZM127 81V80H126ZM177 81V82H178ZM53 83L51 84V82H50V84L52 85V87L51 88H54V90L56 89V87H53V84L55 83V81H52ZM27 83V82H26ZM57 84H59L58 83V80H57V82H56ZM127 83H128V81H127ZM166 83H168V82H166ZM57 84H55V85H57ZM78 84V83H77ZM136 84V83H135ZM28 86V85H27ZM35 86H34V90H35ZM40 86H42V85H40ZM40 86H38L39 88H40ZM44 86V87H45ZM58 86V85H57ZM78 86L79 87H81L80 89H82L83 87L81 86V85H79L78 84ZM208 86V87H209ZM30 87V86H29ZM28 87V88H29ZM32 87V86H31ZM208 87H206V89H208ZM28 88L26 89V91H28ZM43 88V87H42ZM49 89H50V87H48ZM122 88V87H121ZM129 88V87H128ZM231 88V87H230ZM46 89V88H45ZM45 89L43 88V93L45 92ZM49 89H47V90H49ZM58 89V88H57ZM63 89H65V88H62V90ZM84 89V88H83ZM135 89V88H134ZM205 89V88H204ZM31 91H32V89H30ZM39 90V89H38ZM38 90H37V92H38ZM40 90L42 91V89L40 88ZM39 90V91H40ZM59 91H60V89H58ZM68 90V89H67ZM50 91V90H49ZM66 91V89L64 90V91H61V93H63L64 94V92ZM34 92H36V91H34ZM52 92H54V91H52L51 90V94H52ZM55 92H56V90H55ZM69 92V91H68ZM172 94H171V93ZM182 92V91H181ZM229 92V91H228ZM233 92V91H232ZM235 92V91H234ZM239 92H240V90H239ZM22 93H24V92H22ZM29 93V92H28ZM30 93H32V92H30ZM38 93H40V92H38ZM38 93H35L36 94V96H38L37 94ZM47 93H50V92H46V94L45 95H48ZM226 93V94H225ZM240 93V95H242ZM27 94V93H26ZM26 94H24L25 96H24V99H25V97H26ZM54 94V93H53ZM63 94H62V96H63ZM235 94V93H234ZM19 95V94H18ZM28 95V94H27ZM32 95V94H31ZM44 95V94H43ZM65 95H67L66 93L64 94V96ZM28 96H30V95H28ZM35 96V97H36ZM60 96V95H59ZM58 96V97H59ZM63 96V97H64ZM228 96H229V94H228ZM238 96V95H237ZM33 97V99L35 100V98H34V95L32 96ZM32 97H31V99H32ZM39 97V96H38ZM36 98V101H37V99H38V101H39V98ZM41 97H42V95L40 94V99H41ZM52 97V96H51ZM58 97H57V99H58ZM66 97V96H65ZM84 97V96H83ZM86 97V96H85ZM207 97V98H208ZM234 97V96H233ZM21 98V97H20ZM45 98V97H44ZM62 98V97H61ZM206 98V99H207ZM238 98V97H237ZM29 99H30V97H29ZM30 99V100H31ZM47 99H50L48 96H47ZM53 99V98H52ZM52 99H50V100H52ZM55 99V100H54ZM53 100H54V102H52L53 104H54V107H53V105L52 106H50V108H55L52 112H55V110L56 109H58V108H56L55 106V104H60L59 102L60 101H56L57 99H56V97L54 98ZM64 99L65 98H62V110L64 109V105H65V103H64ZM67 99H68V96H67ZM200 99H204V98H200ZM42 101L44 100V99H41ZM41 100L38 102V105H39V107L37 108L39 111H40V109H41V112L39 113L38 112V114L35 112V111H33V113L35 112V116L33 117V118H35V120L36 121H38V117H42L41 119H40V121L38 122V124H37V126L38 125H40V126H42V122L44 121V126H45V122L47 123L48 122V124H46L47 125V129H49V122H53V119H56V118H58V119H60L59 117H64L63 119H64V121H65V127H66V139H65V137L62 135V138H63V140L65 139L66 141H67V147H68V150H66L65 149V146H64V144H63V140L62 141H60L59 139H58V136L60 137V135H58V136H56V134L53 132V130L51 129V131L54 133V135L55 136H53V133H51L52 134V136H53V138H55V137H57V139L60 141V143H62L63 144V147H64V149L66 150V151H68L69 152V154L71 153V155H72V157L73 158H77L78 157V159H79V161H78V159H75V161H78L79 163H80V165L82 164L83 166H88V167H92V166H94V164H95V162H94V158L92 159V160H90V159H88L89 158V156H87V158H86V156L85 155H88L87 154V151L84 149V147H83V142H84V136H83V134L81 133L82 132V130H83V128L84 127H86L91 121H92V119L94 118L95 119V117H94V113L91 111V110H89L88 108L86 109V110H83V111H79V113L78 114H80L79 116H74V114L72 113V115H63V116H61L62 114L61 113H63V112H65V111H61L60 112V109H61V107H60V109L58 110L59 111V114H60V116H58L59 114H57V116L58 117H56L55 118V115L56 114H54V117H52V120L50 119V115L52 116V112H51V110L49 109H47V106H46V110H48V112H50V113H48V117L47 116H45L46 115V111H44V110H42V109H44L43 107H45V106H41L40 107V103H41V105H42V102H41ZM59 100V99H58ZM240 100V99H239ZM27 102H28V100H26ZM32 101V100H31ZM30 101V102H31ZM56 101V102H55ZM66 101V100H65ZM88 101V100H87ZM51 101H49V103H50ZM203 102H205V101H203ZM43 103H45V100L43 101ZM121 103V102H120ZM132 103V104H133ZM173 103L174 104H176V107L178 108V110H176L175 111V109H173V106H175V105H173ZM208 102H206V104H209ZM30 104V103H29ZM128 104H126L125 105V103H124V105H125V108H127L126 110H127V113L129 112V113H134L135 111L138 113H142V115H143V109H142V107L140 106V107H138L139 109H142L141 111H139L138 110V108L137 109H135V107H137V106H135L134 104V109H135V111L134 110H130V108H132V105H131V107H130V105H128ZM140 104V103H139ZM138 104V105H139ZM142 104V103H141ZM144 104V103H143ZM31 105H33L32 103H31ZM31 105H29V106H31ZM37 105V103H36V106H38ZM44 105V104H43ZM57 105V106H58ZM205 104H203V106H204ZM35 107V106H34ZM128 107H130L129 109H128ZM205 107V106H204ZM40 108V109H39ZM144 108V107H143ZM207 108H209V106L207 105ZM29 110H27V111H31V110H35V109H32L31 108V110H30V108H28ZM37 109H36V111H37ZM145 109V108H144ZM198 109V108H197ZM126 110H125V113H124V115H126L125 117L127 118H125L127 121H128V123L130 122V121H132V123H133V120H134V123H135V120L136 121H139V122H136L138 125H139V128H138V125H137V127H135V125H136V123L135 124H133V126L135 127V129L136 128H138L140 131H141V133H142V131H147V130H149V128H150V125L152 124V127L153 128H155L156 126H158L159 128H160V130H161V128H162V130L163 129H165V130H163L164 132L167 130L168 131V129L170 128V122H169V120H168V122H167V120L165 121V123H161L160 124V119H158L160 122L159 123H157L154 119V121L156 122V125L154 124L155 122H152L150 125L147 123V125H149V128H148V126L146 127V129H145V127H144V130L142 129L143 127H142V125H141V123H143L144 122V120H146V119H144L143 121H142V118H141V114H139L140 116H139V118H138V114L136 115L135 113L132 115L133 116V118H132V116L131 115H129V117L127 116L128 114L126 113ZM129 110V111H128ZM138 110V111H137ZM201 110V109H200ZM149 111V110H148ZM206 111V110H205ZM205 111H202L201 110V112H200V114L202 113V116H203V114L205 113ZM208 111V110H207ZM81 112V113H80ZM144 112H145V110H144ZM179 112V111H178ZM196 112V111H195ZM204 112V113H203ZM23 113V112H22ZM27 113V112H26ZM31 113V112H30ZM32 113V115H34ZM55 113H57V112H55ZM147 113L148 112H146V115H147ZM152 113V112H151ZM199 113V112H198ZM3 114V113H2ZM65 114H67V112H65ZM70 114V113H69ZM207 114H208V112L206 113V115L204 116V117H206L207 116ZM26 115V114H25ZM38 115V117H36ZM77 115V114H76ZM134 115H136L137 117H135ZM145 115V114H144ZM150 115V114H149ZM194 115H195V113H194ZM199 115V114H198ZM45 116V117H44ZM130 116H131V118H130ZM152 116V115H151ZM22 117H23V115H22ZM30 117V116H29ZM143 117V116H142ZM149 118H152V117H150V116H148ZM166 117H165V119H166ZM197 117V116H196ZM20 119H21V117H19ZM19 118H18V121H19ZM26 118V117H25ZM30 118H32V117H30ZM32 118V119H33ZM47 118L48 119H50V120H48L47 121ZM100 118H102V117H100ZM129 118V119H128ZM134 118H138V120L137 119H134ZM141 118V119H140ZM144 118H145V116H144ZM178 118V117H177ZM58 119H56V120H58ZM63 119H62V121H63ZM124 119V120H125ZM140 119V120H139ZM164 119V118H163ZM200 120H201V118H199ZM202 119H203V117H202ZM205 119H207V117L205 118ZM259 119H260V121H259ZM24 120V119H23ZM30 120V119H29ZM103 120V122L105 123V124H112L111 122H113V121H111V120H109L110 121V123H108V119L107 120H104V119H102ZM152 120V119H151ZM152 120V121H153ZM157 120V119H156ZM197 120V118L195 119V121ZM204 120V119H203ZM209 120V119H208ZM17 121V120H16ZM35 121V122H36ZM62 121L60 120V122H59V125L60 126H62L61 125V123H62ZM101 121V120H100ZM142 121V122H141ZM176 121V120H175ZM247 121H250V122H247ZM33 122V125H34V127L36 128V123L34 122V120L32 121ZM31 122V123H32ZM55 122V121H54ZM102 122V124H104ZM124 122V121H123ZM19 123H21V122H19ZM31 123H30V125H31ZM35 123V124H34ZM39 123H41V124H39ZM64 123V122H63ZM98 123L100 124L101 122H99L98 121ZM125 123H127L126 121L124 122V124ZM132 123H129V124H126V125H128V127H130V125L132 124ZM145 123V122H144ZM170 123V124H169ZM0 124V125H1ZM23 124H28L29 125V123L28 122H26V121H24V123ZM53 124V123H52ZM52 124H51V126H52ZM57 123H55V125H56ZM102 124H100L101 125V127L103 126ZM114 124V123H113ZM208 124V123H207ZM210 124V123H209ZM208 124V125H209ZM1 125V126H2ZM9 125V124H8ZM29 125V127L30 128H32L31 126ZM49 125V126H48ZM59 125H57V127L59 126ZM99 125V126H100ZM125 125V126H126ZM172 125V124H171ZM202 125H204L203 123H202ZM214 125H213V127H214ZM13 126V125H12ZM27 126V125H26ZM132 126V125H131ZM155 126V127H154ZM205 126V125H204ZM261 126V125H260ZM3 127V126H2ZM5 128H6V125L4 126ZM28 127V128H29ZM46 127V126H45ZM106 127V126H105ZM140 127H142V128H140ZM152 127L150 128V129H152ZM208 126H206V128H207ZM213 127H211L209 130H210V132L211 133H213V131L216 129L215 127H214V129H213ZM262 127V126H261ZM261 127L259 128V133L260 134H262L261 133V131L260 130H263V129H261ZM1 128V127H0ZM34 128V130H33V128L30 130L31 132H34V131H36L37 133H38V130H36ZM41 128V127H40ZM50 128H52V127H50ZM56 128V127H55ZM54 128V129H55ZM60 128V127H59ZM58 128V129H59ZM109 128V127H108ZM107 128V129H108ZM131 128V129H130ZM129 129H130V131L132 130V129H134L133 127H130ZM172 128V127H171ZM204 128V127H203ZM206 128H204V131H205V129ZM4 129V128H3ZM3 129H1L2 130V132H3ZM37 129H38V127H37ZM43 128H41L40 130H42ZM45 129V128H44ZM43 129V131H44V133L42 132V133H38V134H44V135H41L40 137H41V142H40V139L39 138H37L36 136H39V135H37V133H35V135L36 136H31V138L33 139V137H35L34 138V140L37 138V140H39L38 142H40V145L42 146V144H43V142H48V141H44L43 139H42V136H44V138H45V135L47 136L48 134V136H50L51 134L49 133L50 131L48 130V131H46V130H44ZM57 129V128H56ZM112 129V131H113V128H111ZM134 129V130H135ZM158 128L156 127V130H157ZM199 129V128H198ZM211 129H212V131H211ZM110 130V129H109ZM139 130H136V131H133V132H135V137H134V135H133V137L135 138V142H137V143H139V141H140V143L139 144H141V140H143V147L145 148V144H149V142H146L144 139H142L141 137H143L142 136V134H139L140 132H137V131H139ZM172 130V129H171ZM170 130V131H171ZM103 131H108V130H104L103 129ZM111 131V130H110ZM150 131H152V130H150ZM204 131H202L201 133L203 134V132ZM2 132H0V133H2ZM47 132V133H46ZM57 132L59 133V131L57 130ZM62 133H65V131H61ZM200 132V131H199ZM205 132H207V131H205ZM209 132V131H208ZM207 132V133H208ZM215 132V131H214ZM217 132V131H216ZM162 133V132H161ZM168 133V132H167ZM210 133V134H211ZM218 133V132H217ZM216 133V134H217ZM259 135L258 137L260 138L259 140H258V138H257V140H256V137H257V135ZM3 134V133H2ZM119 133H117V135H118ZM201 134V135H202ZM215 133H213V137L214 136H216V135H214ZM65 135V134H64ZM138 135L140 136L141 135V137H138ZM222 135V134H221ZM227 135V136H228ZM231 135H233V134H231ZM251 135H255L254 137V139L251 137ZM263 135V134H262ZM46 137L45 139H48V138H50V137ZM138 138H137V137ZM203 136H206V134H203ZM210 136V135H209ZM3 136H0V138L1 139H3L2 138ZM118 137V136H117ZM211 137V136H210ZM212 137V138H213ZM219 137V136H218ZM251 137V138H250ZM52 138V137H51ZM52 138V139H53ZM61 138V137H60ZM61 138V139H62ZM139 138H141L140 140H138ZM157 138L158 137H155V139L157 140ZM163 138L164 137H162L161 139V142L159 141L160 140V138H159V140H157V141H155V142H157L158 143V141L160 142V143H158L159 145L157 146V143H155V142H153V143H151V144H149V145H152L153 144V146H157V147H159V151H157V149H156V147H155V149H154V147H153V149L154 150H156V152H157V154L158 155H156V154H154V153H152L153 151H151V150H148V151H151V152H149V154H148V151H147V149L146 150H144V148H142L144 151L143 152H147V158H148V160H149V156H150V158H151V160L152 161H155L156 160V156H157V158L159 157L160 158V162H161V159H162V161L164 162V164L163 165H165V163H167L169 166H170V168H172V166H173V168L171 169V171L172 170H175L174 168H176L177 167V169H176V171L175 172H178L177 170H182L183 168H184V166L186 165V160L189 158V155H191L190 157H192L193 158V156L194 155H196V154H198V153H196V152H192V151H195V148H196V145L195 146H193L194 147V150H192L193 148H191V151H190V148L189 147H186V149H185V147H184V145L186 146V142L185 141H183L182 139V144H181V140H175V141H178V142H172V140H169V139H167V138H165V140L167 139L168 141H164L163 142ZM207 139V141H209L208 140V138L209 137H206ZM215 138V137H214ZM213 138V139H214ZM221 138L223 139V136H221ZM227 138H230L229 140H231V137L229 136V137H226V139ZM154 139V140H155ZM212 139V140H213ZM217 139V138H216ZM36 140V141H37ZM50 140V139H49ZM56 140V139H55ZM64 140V141H65ZM136 140H138V141H136ZM215 140V139H214ZM214 140H213V144L211 145V144H209L208 142H207V144H209V146L211 145L212 147H213V145H215L216 144V140H215V143H214ZM221 140V139H220ZM235 140V141H236ZM245 140V141H244ZM263 142H262V141ZM51 141V140H50ZM73 141V142H72ZM171 141V142H170ZM205 141V140H204ZM211 141V140H210ZM233 141V140H232ZM235 141H233L232 143H234ZM262 143V145H261V143ZM51 142H53V141H51ZM51 142H48L49 144H51ZM57 142V141H56ZM152 142V141H151ZM228 143H229V146L228 147H230V141H227ZM48 143H44V144H48ZM60 143H59V145H58V143H55L54 145H56L57 144V146H58V148L59 147H61L62 149H63V147H62V144L60 145ZM211 143H212V141H211ZM219 143H222V142H219ZM224 143H226V142H224ZM237 143V142H236ZM43 144V148L39 145L38 146V148H40V150H41V148L43 149V150H41V152H42V154H41V152H40V150H38L39 151V153L40 154H38L39 156L37 157L36 155H31V153H27V154H25L24 155V161H25V163H32V164H35V165H40V166H54V164H61V162L63 161V162H65V160H63V157H64V155H66V152L64 153H62V151H64V150H62L61 148H60V150H62V151H59L58 149H56L55 151L53 150V149H51L52 147H53V143L51 144V148H50V146L48 147V145L47 146H45ZM77 144H81V147L82 148H77L76 146H77ZM138 144V145H139ZM184 144V145H183ZM196 144V143H195ZM205 144V143H204ZM207 144H205V145H207ZM238 144V143H237ZM237 144H233V145H236V147H238L237 146ZM259 144L261 145L260 147H259ZM148 145V146H149ZM193 145H194V143H193ZM218 145V147H219V144H217ZM221 145H223V144H221ZM225 145V144H224ZM228 145V144H227ZM45 146V147H44ZM188 146H190V147H192L191 145H190V143H189V145ZM244 146H247V147H244ZM198 147V146H197ZM206 147H208V145L206 146ZM205 146H204V148H206ZM225 147H226V145H225ZM232 147V146H231ZM257 147H258V149H257ZM53 148H56V146H54ZM146 148H147V146H146ZM150 148V147H149ZM151 148H152V146H151ZM187 148H189V153H191V154H189L188 152H186V150H188ZM215 148V147H214ZM212 149L213 150V152H215V153H217V157H218V151H219V149H218V151H215V150H217V149ZM220 148V147H219ZM223 148H224V146H223ZM223 148H220L222 151H224L223 150ZM49 149H51V151H49ZM141 149V150H142ZM197 149V148H196ZM208 149V148H207ZM210 149V148H209ZM239 149V148H238ZM238 149H236L237 150V152H238ZM138 151H140V148L139 149H137ZM206 150V149H205ZM225 150H229L228 148L227 149H225ZM232 150V149H231ZM244 150H246V149H244ZM243 150V151H244ZM249 149H247V151H248ZM118 151V150H117ZM120 151H122L121 149L118 151V153H120L119 155H121L122 156V152H120ZM137 151V152H138ZM207 151H209L208 153L209 154H211V151L210 150H207ZM242 151V156H239L237 159H239L240 157L242 158L244 155V153L246 152V151H244L243 152ZM251 150H249V152H250ZM28 152V151H27ZM141 152V151H140ZM205 152V151H204ZM203 152V153H204ZM220 152V151H219ZM226 152V151H225ZM231 152V151H230ZM233 152H235V153H237L236 151H234V149H233ZM261 152V151H260ZM259 152V153H260ZM25 153V152H24ZM38 153V152H37ZM145 153H142V154H145ZM151 153V154H150ZM195 153V154H194ZM215 153H213V155L215 154ZM252 153H254V152H252ZM258 153V152H257ZM21 154V153H20ZM35 154V153H34ZM64 154V155H63ZM138 154H140V153H137V155ZM142 154H140V155H142ZM155 155L154 157L153 156H151V155ZM240 155H241V153H239ZM247 153H245V155H246ZM256 154V153H255ZM254 154V155H255ZM262 154H263V152H262ZM261 154V155H262ZM123 155H124V153H123ZM134 155H136V154H134ZM133 155V157H129L128 159H126V161H128L131 165L132 164H135V165H140V166H138L139 168L141 167V165H142V167H146V173H147V169H148V172H150L149 170L151 169V167L150 168H148L147 166H146V160H147V158L145 159V157L142 159L141 157L139 158V156H134ZM149 155V156H148ZM204 156H203V158H205L206 159V152L203 154ZM224 155V154H223ZM236 155V154H235ZM234 155V156H235ZM251 155V154H250ZM257 155V154H256ZM8 156V155H7ZM23 156V155H22ZM79 156H80V158H79ZM145 156H146V154H145ZM209 156V155H208ZM215 156V155H214ZM221 156V155H220ZM219 156V157H220ZM225 156H226V154H225ZM231 157H232V155H230ZM229 156V157H230ZM238 156V155H237ZM252 156V155H251ZM198 157L199 156H197L196 155V157L194 156V161H193V164L195 163L196 165H198V164H200V165H202V163H205L206 165L208 164V162L206 163V162H202L201 163V160H198ZM216 157V159H218ZM227 157H228V153H227ZM246 157H248V154H247V156ZM260 157V156H259ZM5 158H6V155H5ZM7 158H9V157H7ZM71 158V157H70ZM154 158H155V160H154ZM195 158H197V160L195 159ZM221 158V157H220ZM223 158H224V156H223ZM226 158V157H225ZM235 158V157H234ZM233 158V159H234ZM208 159V161H210V158L208 157L207 158ZM229 159V158H228ZM236 159V160H237ZM243 159H245L244 157H243ZM249 159H251V158H249ZM254 159V158H253ZM260 159V158H259ZM264 159V158H263ZM22 159H20V161H21ZM67 160V159H66ZM157 160H159V159H157ZM190 160H192L191 158H190ZM190 160H188L189 162H191ZM196 160V161H195ZM218 160H221V159H218ZM241 160V159H240ZM187 161V162H188ZM215 161H217V160H215ZM245 161V160H244ZM252 161V160H251ZM258 161V160H257ZM256 161V162H257ZM23 162V161H22ZM67 162V161H66ZM121 162H123V160L122 159H117L116 160V163H121ZM158 161H155V165H157V168H158V164H159V167L160 166H163L162 165V163H160V162H158ZM197 162H199L198 164H197ZM238 162L239 161H234V160H232V158H230V160L229 161H220L219 163H218V166L219 167H221V168H223V170H225V169H230V168H234V167H237V166H239V164H238ZM252 162H255V159L252 161ZM154 163V162H153ZM166 164V166H167V168H169V166ZM189 165H192V162H191V164L190 163H188ZM204 164V166H205V168L207 167L206 165ZM209 166H211V163L209 162ZM246 164V163H245ZM144 165V166H143ZM200 165H198V171L200 172ZM217 165V164H216ZM242 165V164H241ZM204 166L203 167H201L202 169L204 168ZM208 166V167H209ZM258 166V165H257ZM120 167V166H119ZM136 167V166H135ZM144 167V168H145ZM188 167V165H186V167L185 168H187ZM190 167V166H189ZM194 167V166H193ZM242 168L241 169H243V165L241 166ZM245 167H246V165H245ZM244 167V168H245ZM143 168V169H144ZM161 168H163V167H161ZM179 168V169H178ZM181 168V169H180ZM191 168H192V166L190 167V168H187L188 170H191ZM195 168V167H194ZM211 169H210V174L213 172V171H215V170H213L215 167H210ZM240 168V167H239ZM247 168H248V166H247ZM246 168V169H247ZM164 169V168H163ZM186 169V170H187ZM193 169V168H192ZM201 169V170H202ZM208 169L209 168H207L206 170V173L208 172ZM220 169V168H219ZM57 170H59V169H57ZM140 170H142V169H140ZM185 170V169H184ZM184 170H182V171H184ZM185 170V172H187ZM205 170V169H204ZM203 170V171H204ZM211 170H213V171H211ZM216 170H218V168H216ZM221 170V169H220ZM234 170V169H233ZM236 170H237V168H236ZM248 170H250V169H248ZM247 170V171H248ZM143 171V170H142ZM145 171V170H144ZM182 171H180V172H182ZM203 171L202 172H200V173H203ZM222 171V170H221ZM229 171V170H228ZM245 171V170H244ZM152 172V171H151ZM169 172H170V170H169ZM173 173H174V171H172ZM184 172V173H185ZM192 172H194V171H192ZM199 172H197L198 174H199ZM217 172V171H216ZM227 172V171H226ZM230 172V171H229ZM234 172V171H233ZM236 172H238V170L236 171ZM239 172H241L240 170H239ZM61 173V172H60ZM123 173V172H122ZM140 173V172H139ZM143 173V172H142ZM183 173V172H182ZM182 173H181V175H182ZM221 173V172H220ZM145 174V173H144ZM177 173H175L174 175H176ZM180 174V173H179ZM177 175V176H179V177H182L181 175ZM195 174V173H194ZM197 174V175H198ZM205 174V173H204ZM212 174H214V173H212ZM226 174V173H225ZM244 174H245V172H244ZM151 175H152V173H151ZM158 175V174H157ZM157 175H155V176H157ZM186 175V174H185ZM189 175V174H188ZM188 175H186V176H188ZM207 176H209V174L207 173L206 174ZM205 175V176H206ZM232 175H234V174H232ZM136 176V175H135ZM185 176V177H186ZM191 176H193L192 174L190 175V176H188V177H191ZM225 177H227L226 175H224ZM142 177H144V176H142ZM146 177V176H145ZM144 177V178H145ZM175 176H173L172 178H174ZM212 177H213V175H212ZM230 178H231V180H224L223 182H222V184H225V186H227V188H228V186L229 185H231V184H233V182L234 181H237L236 179L234 180V179H232V177L231 176H229ZM144 178H142V179H144ZM155 178V177H154ZM168 179L167 181H169V180H173V181H176L178 178L176 177V179ZM183 178H184V176H183ZM196 178H198V177H195V178H193L192 179V177H191V179L190 178H188V179H190V180H188L187 179V177H186V179H187V181H188V183H187V185H190L189 187H191V186H193L192 184H193V180L194 179H196ZM234 178V177H233ZM242 178V177H241ZM102 179H104V178H102ZM136 179V178H135ZM146 179H148L147 177H146ZM146 179H144L145 181H147ZM150 179V178H149ZM152 179V178H151ZM185 179V180H186ZM198 179H200V177L198 178ZM197 179V181H202V180H198ZM227 179V178H226ZM143 180V183L142 184H144L145 186L147 185V184H145V181ZM153 180V179H152ZM158 180V179H157ZM179 180V179H178ZM177 180V181H178ZM181 180H182V182H181ZM180 181H178L180 184L182 183V186L184 187L185 185H183L186 181L185 180H183V179H181ZM215 180V179H214ZM234 180V181H233ZM241 180V179H240ZM139 181V180H138ZM192 183H191V182ZM205 181V180H204ZM222 181V180H221ZM245 181V180H244ZM149 182H150V180H149ZM158 182V181H157ZM177 182V183H178ZM216 184H217V182L216 181H214ZM136 183H137V181H136ZM139 183V182H138ZM137 183V184H138ZM174 183V182H173ZM176 183V182H175ZM195 183H196V181H195ZM195 183H194V185H195ZM240 183V182H239ZM242 183V182H241ZM251 183V182H250ZM257 183V182H256ZM140 184V183H139ZM150 184V183H149ZM179 184V185H180ZM254 184V183H253ZM253 184H251V185H253ZM258 184V183H257ZM152 185V184H151ZM202 185V184H201ZM220 185H221V183H220ZM242 185V184H241ZM248 185V184H247ZM149 186V185H148ZM204 186V185H203ZM233 186V185H232ZM237 186V185H236ZM260 186H261V184H260ZM109 187V186H108ZM147 187V186H146ZM194 187V186H193ZM193 187H191V188H193ZM234 187V186H233ZM240 187V186H239ZM253 187V186H252ZM255 187H257V186H255ZM182 188V187H181ZM187 188V187H186ZM202 188V187H201ZM231 188V187H230ZM254 188V187H253ZM107 189V188H106ZM184 189V188H183ZM188 190L190 189V188H187ZM187 189H185V193H184V195H183V193H181L180 192V194L182 195V196H184V198L186 199L187 197H185L186 195H187ZM195 189V188H194ZM241 189V188H240ZM258 189V188H257ZM231 190H233V189H231ZM195 191H197V188H196V190ZM131 192H134V191H131ZM262 193H263V190L261 191ZM46 194V193H45ZM78 194H80V193H78ZM77 194V195H78ZM177 194H179V193H177ZM176 194V196H178ZM189 194V193H188ZM38 196H37V198H35L37 201H43L42 200V195L41 194H37ZM172 195V194H171ZM190 195V194H189ZM46 196V195H45ZM93 196V195H92ZM174 196V195H173ZM193 196V195H192ZM49 197H50V195L48 194V199H49ZM88 197V196H87ZM170 197V196H169ZM190 196H188V198H189ZM44 198V197H43ZM46 200H47V198H45ZM138 199V198H137ZM192 198H190V202L191 201H193V200H191ZM170 200V199H169ZM172 200V199H171ZM189 200V199H188ZM141 202H142V200H141ZM144 202V201H143ZM160 202V201H159ZM159 202L156 204V205H158V206H162V208L164 207V205H166L167 203H161V205H159ZM170 202V201H169ZM188 202V201H187ZM190 202L188 203L189 204V208H191V206L193 207V205L191 204V206H190ZM137 203H138V201H137ZM177 203H179V202H177ZM192 203V202H191ZM141 204V203H140ZM162 204H164V205H162ZM168 204H170L171 205V203H168ZM188 204L186 203V207L188 206ZM150 205H152V204H150ZM149 205V206H150ZM179 205V204H178ZM177 205V206H178ZM225 206H226V204H224ZM228 205V204H227ZM251 205V204H250ZM149 206L148 207H146L145 208V211H144V209H143V211L145 212V213H147V214H152L153 215V211H156V210H153L152 212H150L152 209L150 208V209H147V208H149ZM158 206H156L157 208H158ZM168 206V205H167ZM165 207V208H167V209H169V207L170 206H168V207ZM173 206V205H172ZM175 206V205H174ZM177 206H175V207H177ZM184 206H185V204H184ZM242 206V205H241ZM247 206V205H246ZM253 206V205H252ZM139 207V206H138ZM151 207V206H150ZM179 207V206H178ZM177 207V208H178ZM236 207V206H235ZM250 207V206H249ZM162 208H160V209H157V211L160 213V215H162L163 216V214H164V209H162ZM172 208V207H171ZM185 208V207H184ZM223 208V207H222ZM221 208V209H222ZM226 208H228V207H226ZM231 208V207H230ZM248 208V207H247ZM252 208V207H251ZM167 209H165L166 210V212L165 213H168L167 211ZM174 209V208H173ZM172 209V211H173V213H175L174 211L175 210H173ZM264 209V208H263ZM142 210V209H141ZM146 210H148L149 211V213H148V211H146ZM163 210V211H162ZM171 210V209H170ZM169 210V211H170ZM177 210V209H176ZM184 210V209H183ZM183 210H181V211H183ZM192 210V209H191ZM190 210V211H191ZM223 210V209H222ZM129 211H133V210H129ZM156 211V213H157V215H158V212ZM179 211V210H178ZM186 211V210H185ZM189 211V210H188ZM193 211V210H192ZM219 211V210H218ZM134 212V211H133ZM139 212H140V209H139ZM143 212V213H144ZM245 212V211H244ZM141 213V212H140ZM155 213V214H156ZM169 213H172V212H169ZM181 213V212H180ZM247 213V212H246ZM124 214V213H123ZM177 214H178V212L176 211V216H177ZM186 214V213H185ZM135 215V214H134ZM165 215V214H164ZM168 215V214H167ZM174 215V214H173ZM181 215V214H180ZM244 215V214H243ZM137 216V215H136ZM135 216V218H133V219H137L138 217H136ZM176 216H174V217H176ZM200 216V215H199ZM203 216V215H202ZM125 217V216H124ZM129 217V216H128ZM131 217V216H130ZM132 217H134V216H132ZM131 217V218H132ZM165 217H166V215H165ZM168 217V216H167ZM198 217V216H197ZM201 217V216H200ZM205 217H206V215H205ZM103 218V217H102ZM140 218V217H139ZM207 218V217H206ZM106 219V218H105ZM125 219V218H124ZM128 219V218H127ZM168 219V218H167ZM179 219H180V217H179ZM199 219V218H198ZM202 219V218H201ZM204 219V218H203ZM137 220H139V219H137ZM172 220V219H171ZM134 222H135V220H133ZM140 221V220H139ZM168 221V220H167ZM202 221V220H201ZM200 221V222H201ZM203 221H205V220H203ZM126 223H127V221H125ZM128 222H130V221H128ZM131 222H132V220H131ZM14 223V222H13ZM162 223V222H161ZM168 223V222H167ZM170 223V222H169ZM180 223V222H179ZM179 223H177V224H179ZM243 223V222H242ZM140 224H142V223H138V225H140ZM173 224V223H172ZM176 224V225H177ZM17 225V224H16ZM19 225V224H18ZM18 225H17V227H18ZM132 225H133V222H132ZM135 225V224H134ZM144 225V224H143ZM243 225V224H242ZM246 225V224H245ZM128 226H131V225H128ZM141 226V225H140ZM179 227L181 226V225H178ZM197 226V225H196ZM143 226H141V228H142ZM169 227V226H168ZM171 227V226H170ZM176 227V226H175ZM194 227V226H193ZM76 228V230L75 231H77V232H82V230H80V228H78V227H75ZM137 228V227H136ZM18 229V228H17ZM16 229V230H17ZM135 229V228H134ZM143 229H145V227H143ZM172 229V228H171ZM180 229V228H179ZM142 230V229H141ZM208 230V229H207ZM18 231V230H17ZM134 231V230H133ZM144 230H142V232H143ZM145 232V231H144ZM174 232V231H173ZM207 232V231H206ZM209 232V231H208ZM133 233V232H132ZM146 233V232H145ZM144 233V234H145ZM209 233H211V232H209ZM134 234V233H133ZM143 234V233H142ZM245 234H246V232H245ZM23 235H24V238L22 239V240H24L25 238H26V241L25 242H27L28 241V243H30V244H33V245H38V246H40L41 244H42V240H43V235H44V231H37V230H34L33 228H30L28 225H25V227H24V229H23ZM23 235H22V237H23ZM135 235V234H134ZM138 235V234H137ZM147 235V234H146ZM145 235V236H146ZM140 236V235H139ZM144 236V237H145ZM147 240H148V237L146 238ZM175 239V238H174ZM141 240V239H140ZM150 240V239H149ZM148 240V241H149ZM152 240V239H151ZM172 240H173V238H172ZM205 240V239H204ZM135 241V240H134ZM187 241H188V239H187ZM24 242V241H23ZM140 242V241H139ZM197 242V241H196ZM203 242L205 243V241H202V242H200V243H202L203 244ZM138 243V242H137ZM148 243V242H147ZM194 243H195V241H194ZM193 243V244H194ZM199 243V242H198ZM175 244H177V245H179L178 243H176L175 242ZM175 244L173 243V246L175 247ZM181 244V243H180ZM186 244V243H185ZM191 245H192V243H190ZM196 244V243H195ZM206 244V243H205ZM209 244V243H208ZM136 246H137V244H135ZM149 245V244H148ZM200 245V244H199ZM207 245V244H206ZM150 246H151V244H150ZM181 246V245H180ZM193 246V245H192ZM137 247H139V245L137 246ZM183 247V246H182ZM189 247V246H188ZM187 247V248H188ZM195 247V246H194ZM205 247V246H204ZM108 248V247H107ZM117 248V247H116ZM121 248H124V247H121ZM135 248V247H134ZM179 248V247H178ZM199 248V247H198ZM128 249V248H127ZM139 249V248H138ZM191 249H192V247H191ZM206 249V248H205ZM125 250V249H124ZM132 250V249H131ZM158 250V249H157ZM183 250V249H182ZM181 250V251H182ZM189 250V249H188ZM207 250H208V247H207ZM109 251V250H108ZM178 251V250H177ZM191 251V250H190ZM206 251V250H205ZM118 252V251H117ZM116 252V253H117ZM132 252V251H131ZM133 252H134V250H133ZM195 252V251H194ZM108 253V252H107ZM115 253V254H116ZM126 253H127V255H129V257H130V255L132 254L133 255V253H130V250L127 252L126 251ZM130 253V254H129ZM143 253V252H142ZM203 253V252H202ZM111 254V253H110ZM119 253H117V255H118ZM134 254H137V252H134ZM141 254V253H140ZM140 254H138V255H140ZM179 254V253H178ZM178 254H177V256H178ZM122 255H124L125 256V251L122 253ZM168 255V254H167ZM205 255V254H204ZM204 255H203V257H204ZM257 255V254H256ZM263 255V254H262ZM111 256V255H110ZM133 256H135V255H133ZM166 256V255H165ZM261 256V255H260ZM181 257V256H180ZM183 257V256H182ZM192 257V256H191ZM194 257V256H193ZM225 257V256H224ZM189 258V257H188ZM232 258V257H231ZM121 259V258H120ZM119 259V260H120ZM125 259V258H124ZM136 259L137 258H135V260L134 261H136ZM144 259V258H143ZM183 259V258H182ZM191 259V258H190ZM189 259V260H190ZM196 259V258H195ZM207 259V258H206ZM222 259V258H221ZM234 259V258H233ZM118 260V259H117ZM123 260V259H122ZM129 260V259H128ZM140 261H141V259H139ZM179 260V259H178ZM177 260V261H178ZM188 260V261H189ZM208 260V259H207ZM109 261H110V258H109ZM127 261V260H126ZM133 260H132V262H134ZM151 261V260H150ZM155 261V260H154ZM183 261L184 260H182V263H183ZM195 261V260H194ZM129 262V261H128ZM156 262V261H155ZM190 262V261H189ZM231 262V261H230ZM258 262V261H257ZM125 263V262H124ZM144 263V262H143ZM150 263V262H149ZM179 263V262H178ZM181 263V262H180ZM210 263V262H209ZM226 263V262H225ZM224 263V264H225ZM228 263V262H227ZM127 264V263H126ZM134 264H136V263H134ZM138 264V263H137ZM141 264V263H140ZM261 264V263H260Z\"/></svg>",
  "mask_w": 264,
  "mask_h": 264
},
{
  "label": "crops",
  "instance_id": "crops-1",
  "mask_svg": "<svg viewBox=\"0 0 264 264\" xmlns=\"http://www.w3.org/2000/svg\"><path fill=\"white\" fill-rule=\"evenodd\" d=\"M61 34L63 61L72 66L75 61H87V34L81 26L78 23H63ZM60 220L56 217L42 228L43 240L35 248L34 264H110L106 255L96 253L98 249L104 252V248L98 234L89 232L92 226L97 225L91 207L88 209L81 250L70 248V222L67 218L62 219V222ZM214 224L208 239L206 264H264V212L249 213L245 218L237 214L225 215L219 217Z\"/></svg>",
  "mask_w": 264,
  "mask_h": 264
}]
</instances>
